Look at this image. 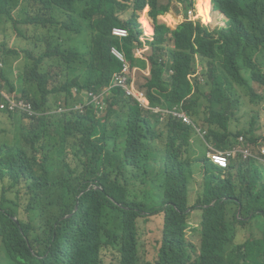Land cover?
<instances>
[{
    "label": "clouds",
    "instance_id": "obj_1",
    "mask_svg": "<svg viewBox=\"0 0 264 264\" xmlns=\"http://www.w3.org/2000/svg\"><path fill=\"white\" fill-rule=\"evenodd\" d=\"M199 1L80 0L67 12L70 38L65 36V42L53 48L54 51L46 50L47 44L36 45L32 39L19 36L12 23L0 24V132L25 137L23 144H8L16 160L32 163L38 172L49 163L56 169L45 193L39 187L32 190L29 188L32 181L23 180L18 188L20 195L14 191L12 198L21 197L23 202L30 203L43 197L69 219L79 210L81 196L91 190L104 194L93 223L88 221L83 225L84 240L77 247H70L50 234L47 255L53 259L59 260L53 254L58 248L67 264H123L132 260L134 252V264H156L160 254L171 256L177 264H214L201 256L205 225L212 223L205 217L203 208L218 202L202 205L199 201L207 198L205 184L214 182L213 187L227 184V172L234 167L235 175L241 168L244 179H258L257 189L264 187V85L253 75L244 72L249 85H236L231 92L224 66L217 63L212 75L207 73L209 67L201 72L205 60L197 53L194 55L197 73L189 76L193 91L179 105L172 108L164 98L157 102L148 91L154 68L172 63L174 53L181 52L174 40L181 27L193 26L196 31L193 41L197 33L203 31V38L207 32L215 42L224 44L221 34L232 28L234 18L218 8L215 0H209L214 23H206L199 11ZM262 2L264 0H257L252 4L259 9ZM227 6L234 14L237 4L230 1ZM35 8L34 3L22 5L12 11L11 18L19 21L24 9L34 15ZM219 16L224 19L223 27ZM112 21L119 24L113 26L108 35L113 42L109 53L120 69L113 74L109 85L98 86L92 81L98 80L105 68L95 61L90 68L85 55L71 50L80 42L90 49L93 38L102 36L99 26L105 27L103 23ZM73 26L83 28L75 32ZM22 28L27 29L25 25ZM160 28L164 29L167 42L158 50ZM28 31L31 36V30ZM81 51H85L83 47ZM27 52L32 54L29 59L34 76L41 83L35 89L20 83ZM261 55L259 67L264 74V54ZM255 62L259 64L256 59ZM173 75L172 70H166L167 80ZM118 91L122 92L121 96ZM224 92L227 99L213 108L211 101L220 99ZM150 97L159 105H153ZM192 99L196 101L197 112L189 105ZM119 100L122 105L115 103ZM124 101L149 113V121L144 116L132 115ZM212 108L217 114L222 112V126L227 127L218 130L215 142L208 141ZM68 115L76 118L66 123ZM81 116L92 117L93 121L84 130L69 132V124L76 127ZM176 123L189 127L194 133L188 137L191 160L186 163L188 174L184 179L189 185L185 193L189 202L182 203L173 202L171 187L183 179L177 174L179 170H174L176 163H170L162 149ZM31 137L40 138L31 143ZM2 147L0 144V149ZM160 153L164 156L157 158ZM93 157L102 159L111 170L125 174L118 191L106 193L102 186L89 184L77 193L87 181L86 170ZM204 161L209 164L208 170L203 168ZM197 177L201 178L200 182ZM58 197L65 199L69 206L61 208ZM139 198L159 212L137 210ZM261 208L264 210V206ZM240 213L241 210L238 218L245 219ZM22 218L28 222V216ZM157 219L162 221V227L152 244L157 252L152 261L142 257V240L150 231L148 223H157ZM14 221L19 224L18 218ZM179 230H183L182 239L176 237ZM250 230L253 233L250 232L251 244H228L226 252L222 246L217 248L215 258L222 256L225 263H216L229 264L228 260L234 264H254V260L264 263L263 234L257 219L252 220ZM246 237L247 234L241 235L238 242ZM0 264H17L1 239Z\"/></svg>",
    "mask_w": 264,
    "mask_h": 264
},
{
    "label": "trees",
    "instance_id": "obj_2",
    "mask_svg": "<svg viewBox=\"0 0 264 264\" xmlns=\"http://www.w3.org/2000/svg\"><path fill=\"white\" fill-rule=\"evenodd\" d=\"M79 1L0 0V24L12 23L19 36L27 40L32 39L36 45L47 44L49 47L45 49L54 51L53 48L60 47L65 42V36L67 39L70 38L67 34V32H71L68 25L67 16L69 17V14L67 12L69 13L70 6L75 7ZM230 1H234L237 4L234 14L232 9L227 6ZM256 1L215 0L218 8H222L229 16L234 18L232 28L221 34V40L224 41L223 45H220V42H215L212 35L207 32H205L206 36L203 38L201 36L203 31H199L196 40L193 41L196 34L193 26L188 24L181 27L180 31L175 33L174 36L177 48L181 52L174 53L172 63L165 66L159 64L160 67L154 68L152 79L147 84L151 96L157 102H160L159 98H164L172 108L184 101L194 88L189 76L197 73V62L194 58L197 53L201 54L205 60L202 63L201 72L209 67L207 73L212 75L217 68V63L224 66L227 73L226 83L231 92L236 89V85H249L243 75L244 72L250 73L256 81L264 85V74H262L259 67L262 60L261 53L264 54V2L261 3V7L258 9L252 4ZM32 3L36 7L34 15H30L27 9H24L19 21L11 18V13L14 9L22 5L29 6ZM221 4L226 5V7H222ZM118 24L117 21H112L109 24L103 23V25H107L105 27L99 26L102 36L93 38V44L90 49L84 42H80L74 45L71 50L77 52L80 56L85 55L90 68H92L94 61L101 68H105L104 74L98 80L92 81V84L98 86L109 85L113 74L120 69V65L115 63L110 56L109 50L113 42L108 38L111 28ZM22 25H25L27 29L24 30ZM82 28L73 26L75 32H80ZM28 30H31V36ZM163 31L164 29L160 28L157 35L158 50H161L167 42ZM72 40L74 41L73 37ZM81 46L85 51H81ZM27 54L26 66L24 73L21 74L20 83L30 89H35L40 87L41 83L34 76L33 66L29 59L32 54L30 52H27ZM71 59H73V55ZM255 59L259 64L255 62ZM166 70L174 72V75L169 80L166 79ZM117 94L121 96L122 92L118 91ZM252 96L255 97L253 92ZM199 97L202 99L201 96ZM226 99L227 93L224 92L220 99L211 101V104L214 108ZM152 101L153 105H159L153 99ZM115 103L122 105L121 100ZM123 103L130 108L132 115L137 118L144 116L149 121V113H143L137 105L132 106L129 101H124ZM189 105L197 112L195 99H192ZM213 108L211 109L212 118L209 121L212 127L208 136V141L210 142L217 140L219 129L227 128L222 126L224 119L222 112L217 114ZM75 118L68 115L66 123ZM92 121V117L81 116L76 121V127H73L72 123L69 124L68 131L72 133L84 130V127ZM154 135L157 136V133ZM193 135V130L191 131L189 127L176 123L170 132L168 143L162 146L170 163H176L174 170H179L177 174L183 181L188 174L186 163L191 160L190 138L188 137ZM39 138L31 137L29 141L33 143ZM24 141L25 137L23 136L14 135L9 131L0 132V144H3L0 149V239L5 249L9 251L11 258L17 264H67V260L58 248L54 249L53 254L59 260L47 255L50 234L56 235L59 240H62L70 247H77L84 240L83 225L88 221L93 223L92 218L99 212L104 200V194L91 190L81 196L79 210L69 219L66 218V213L61 212L57 206L43 199V197L31 200L30 203L23 202L21 197L13 199L14 191L20 195L21 191L18 188L23 180L32 181L29 183V188L32 190L39 187L45 193L51 181V174L56 173V169L53 166H49L50 163L41 167L38 172L32 163L16 160L12 147L8 146V144L20 145ZM45 161L48 160L46 159ZM89 163L90 165L86 170L87 181L81 185L77 193L87 188L89 184L102 186L106 193L116 192L121 188V182L125 176L124 173L111 170L100 158L95 159L93 157ZM136 166L139 167V165ZM168 167L170 168L169 163ZM203 168L209 169V164L206 161H204ZM164 171L165 169L160 174ZM237 174L235 175L234 173V167H231L227 172V184H218L213 187L214 182L206 183L207 198L199 200L202 205H210L213 201H218L216 205L203 208L205 217L212 223L205 225V241L201 256L205 260L214 262V264L225 263L222 256L215 258V250L217 248L222 246L223 251L226 252L228 244L239 246L251 240L252 231L250 228L254 219H257L259 229L263 234L262 240L264 241V216H262L264 210L261 208L264 206V187L257 189L256 181L258 179H255L256 181L244 179L241 168ZM213 179L214 181L216 180V178ZM183 181H177L172 184L171 188L174 192L173 202H189V196L185 194L189 185L186 181L184 183ZM57 199H59L57 202L61 208L64 209L69 206L62 197ZM136 209L139 211L149 210L154 213L159 212L155 207H148L146 200L143 198H139ZM239 210H241L240 215H243L245 219L238 218ZM251 213H253L252 219ZM23 216H28L27 223L23 220ZM14 218H18L19 224L14 221ZM245 234H247L245 240L238 242L241 235ZM176 237L182 239L183 230L177 231ZM254 241L261 242L259 239ZM248 244H251V242ZM135 254L136 252H134L132 260L125 261L123 264H134ZM228 261L229 264H234L233 261ZM156 264L177 263L171 256L160 254ZM254 264L264 263L254 260Z\"/></svg>",
    "mask_w": 264,
    "mask_h": 264
},
{
    "label": "rangeland",
    "instance_id": "obj_3",
    "mask_svg": "<svg viewBox=\"0 0 264 264\" xmlns=\"http://www.w3.org/2000/svg\"><path fill=\"white\" fill-rule=\"evenodd\" d=\"M219 22L221 23V27H223L225 24L224 19L222 16H219ZM159 156H164V154H159ZM197 181L200 182L201 178L197 177ZM148 227L150 228V231L147 233L145 239L142 240V246L144 247V252L142 253V257L154 261V258L157 256V252L152 247V244L157 239V236L159 235L160 228L162 227V221L157 219V223L150 222L148 223Z\"/></svg>",
    "mask_w": 264,
    "mask_h": 264
},
{
    "label": "bare ground",
    "instance_id": "obj_4",
    "mask_svg": "<svg viewBox=\"0 0 264 264\" xmlns=\"http://www.w3.org/2000/svg\"><path fill=\"white\" fill-rule=\"evenodd\" d=\"M199 11L204 17L206 23H214V19L211 16L210 3L209 0L199 1ZM144 24H146V19H143Z\"/></svg>",
    "mask_w": 264,
    "mask_h": 264
}]
</instances>
